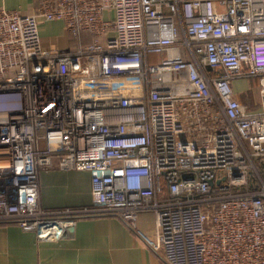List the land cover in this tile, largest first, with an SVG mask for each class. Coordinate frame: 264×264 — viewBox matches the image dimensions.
I'll list each match as a JSON object with an SVG mask.
<instances>
[{
	"label": "built area",
	"instance_id": "obj_1",
	"mask_svg": "<svg viewBox=\"0 0 264 264\" xmlns=\"http://www.w3.org/2000/svg\"><path fill=\"white\" fill-rule=\"evenodd\" d=\"M57 21L91 43L45 50ZM251 77L258 113L235 98ZM54 170L90 174L91 206L42 208ZM143 212L163 264H264V0L0 8V225L58 241L82 219L135 231Z\"/></svg>",
	"mask_w": 264,
	"mask_h": 264
},
{
	"label": "crops",
	"instance_id": "obj_2",
	"mask_svg": "<svg viewBox=\"0 0 264 264\" xmlns=\"http://www.w3.org/2000/svg\"><path fill=\"white\" fill-rule=\"evenodd\" d=\"M49 0H0V8L21 15H34ZM107 18L113 15H105ZM45 50L76 49L91 43L92 37L69 33L63 22H42L39 26ZM114 34H110V37ZM161 57H153L159 62ZM235 98L250 113L262 111L260 78L235 81ZM39 202L46 210L90 207L91 175L58 170L40 174ZM72 231V232H71ZM58 241H41L35 232L17 225H0V264H163L146 241L155 233L153 214H139L131 231L116 218L82 219Z\"/></svg>",
	"mask_w": 264,
	"mask_h": 264
}]
</instances>
